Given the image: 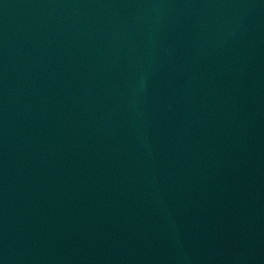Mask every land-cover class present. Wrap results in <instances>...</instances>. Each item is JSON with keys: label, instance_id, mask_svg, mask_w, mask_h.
<instances>
[{"label": "water", "instance_id": "95a60500", "mask_svg": "<svg viewBox=\"0 0 264 264\" xmlns=\"http://www.w3.org/2000/svg\"><path fill=\"white\" fill-rule=\"evenodd\" d=\"M0 264H264V0H0Z\"/></svg>", "mask_w": 264, "mask_h": 264}]
</instances>
